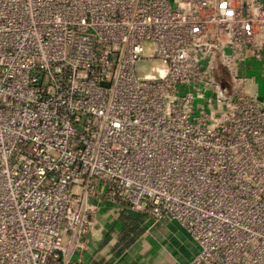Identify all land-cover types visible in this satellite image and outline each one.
<instances>
[{"label": "built area", "instance_id": "2783aa9c", "mask_svg": "<svg viewBox=\"0 0 264 264\" xmlns=\"http://www.w3.org/2000/svg\"><path fill=\"white\" fill-rule=\"evenodd\" d=\"M262 64L264 0H0V264H85L105 208L264 264Z\"/></svg>", "mask_w": 264, "mask_h": 264}, {"label": "crops", "instance_id": "0c3cea01", "mask_svg": "<svg viewBox=\"0 0 264 264\" xmlns=\"http://www.w3.org/2000/svg\"><path fill=\"white\" fill-rule=\"evenodd\" d=\"M95 220L85 264H187L198 251L176 221L151 224L139 213L109 208Z\"/></svg>", "mask_w": 264, "mask_h": 264}, {"label": "rangeland", "instance_id": "374dc122", "mask_svg": "<svg viewBox=\"0 0 264 264\" xmlns=\"http://www.w3.org/2000/svg\"><path fill=\"white\" fill-rule=\"evenodd\" d=\"M147 46H149V44ZM262 69L264 70V64L257 65L255 67V69L250 74H253L255 76L256 82L259 84V89H258L259 95H260L261 98L264 99V80L261 77ZM218 77L224 79V77H225L224 73L219 72Z\"/></svg>", "mask_w": 264, "mask_h": 264}]
</instances>
